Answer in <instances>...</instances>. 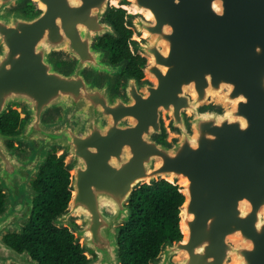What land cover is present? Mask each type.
I'll return each mask as SVG.
<instances>
[{
    "label": "water",
    "instance_id": "95a60500",
    "mask_svg": "<svg viewBox=\"0 0 264 264\" xmlns=\"http://www.w3.org/2000/svg\"><path fill=\"white\" fill-rule=\"evenodd\" d=\"M112 8L143 77L98 45L121 36ZM11 110L0 264H41L5 236L30 222L51 155L71 192L52 223L85 264L123 263L132 194L160 180L184 195L182 235L149 264H264V0H0V119Z\"/></svg>",
    "mask_w": 264,
    "mask_h": 264
},
{
    "label": "trees",
    "instance_id": "16d2710c",
    "mask_svg": "<svg viewBox=\"0 0 264 264\" xmlns=\"http://www.w3.org/2000/svg\"><path fill=\"white\" fill-rule=\"evenodd\" d=\"M125 14L122 8L111 9L108 19L121 36L118 39L106 36L100 43L112 51L115 60L130 59L127 72L143 74L140 65L146 59L134 56L130 50L129 39L133 32L125 26ZM19 122V112L11 110L1 117L0 128L4 132H13ZM69 183L70 173L64 162L51 155L34 181L40 195L34 200L30 222L22 233L7 234V243L17 251L28 250L41 264H85L87 258L82 254L80 244L75 243L74 235L68 228H58L52 223L53 218L67 207L71 196ZM184 199L178 186L166 180L145 184L133 192L130 201L133 213L119 236L122 264H149L166 239L181 237L179 213ZM3 200L4 194L0 191V211Z\"/></svg>",
    "mask_w": 264,
    "mask_h": 264
},
{
    "label": "flooded vegetation",
    "instance_id": "af4514ba",
    "mask_svg": "<svg viewBox=\"0 0 264 264\" xmlns=\"http://www.w3.org/2000/svg\"><path fill=\"white\" fill-rule=\"evenodd\" d=\"M24 10H25V12H32V11L34 10V6H27ZM106 36H108V35H105L104 37H106ZM104 37H102V38L100 39V41L98 42V45L101 46V47H103V48L108 49V50L111 52V55L109 56V59L111 60L112 63H116V62L121 61V60H115L112 51H111L108 47L101 45L100 42H101V40H102ZM113 38H114V37H113ZM132 54H133V53H132ZM133 55H134V54H133ZM134 56H136V55H134ZM145 61H146V60H145ZM129 62H130V59H129L128 63H129ZM128 63H127V66H128ZM144 63H145V62H144ZM142 64H143V63H142ZM142 64L140 65V67L142 66ZM126 72H127V68H126ZM128 73H129V72H128ZM131 75H133V74H131ZM135 76L143 77L144 74H137V75H135Z\"/></svg>",
    "mask_w": 264,
    "mask_h": 264
}]
</instances>
